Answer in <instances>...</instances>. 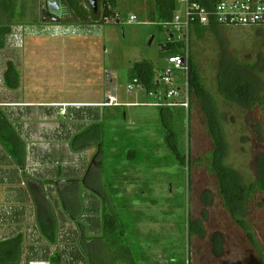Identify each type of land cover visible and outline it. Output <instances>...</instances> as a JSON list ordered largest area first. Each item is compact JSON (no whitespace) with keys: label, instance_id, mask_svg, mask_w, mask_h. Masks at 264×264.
I'll use <instances>...</instances> for the list:
<instances>
[{"label":"rangeland","instance_id":"rangeland-1","mask_svg":"<svg viewBox=\"0 0 264 264\" xmlns=\"http://www.w3.org/2000/svg\"><path fill=\"white\" fill-rule=\"evenodd\" d=\"M45 1L8 0L5 7L0 0V23L11 24L12 31L23 30L22 39L12 41L8 36L0 49V100L34 101L27 112L16 103L3 108L23 127L21 133L31 145L29 171L40 198L32 204L27 228L29 242L40 246L42 258H49L51 264H88L86 252L98 247L95 239L102 235L103 198L85 185V178L91 171L102 170V152L105 181H111L119 196L127 225L126 243L142 264H260L261 252L253 249L230 219L206 167L210 136L195 107L188 114L182 107H173L181 147L191 153L193 161L187 179V169L170 156L158 107L143 104L152 102V97L141 87L127 91L135 62H151L157 74L167 63L164 46L169 28L157 1L115 0V6H110L113 18L103 19L104 4L99 0L95 19L88 0H76L88 10L84 21L68 0H57L64 15L54 23L43 21ZM174 2L177 13L181 0ZM131 16H136L134 22H129ZM44 23L78 26L83 36L67 35L60 29L57 36L52 26L37 31ZM30 29L36 30L35 35H30ZM194 50L199 54L203 81L223 114L227 163L251 183L258 176L264 151V112L228 103L219 92L217 74L220 60L238 62L247 65L241 66L244 75L251 74L254 85L262 88L264 27H225L217 36L195 41ZM9 62L19 72L17 90L5 84ZM115 87L123 104L104 106L107 93ZM55 101L63 103L49 106L48 102ZM97 123L106 126L103 143L90 140L92 133L74 141ZM132 150L137 151L134 159L127 157ZM39 202L55 216V244L47 245L37 227ZM66 204L74 212L81 207L77 218L67 215ZM247 218L264 245V196H254ZM190 221L196 232L191 237ZM56 251L59 260L53 261Z\"/></svg>","mask_w":264,"mask_h":264},{"label":"trees","instance_id":"trees-1","mask_svg":"<svg viewBox=\"0 0 264 264\" xmlns=\"http://www.w3.org/2000/svg\"><path fill=\"white\" fill-rule=\"evenodd\" d=\"M8 0H2L7 4ZM10 1V0H9ZM99 1V0H98ZM161 11V15L167 21H170L176 10L174 0H156ZM69 6L73 9L76 16L87 21L88 10L84 6H80L76 0H68ZM103 19L112 17L115 14L113 7L115 0H102ZM88 6L93 12L95 19L98 16L94 13L95 10ZM110 6H113L110 8ZM225 28L218 24L212 23L209 25L196 24L192 29V44H191V71H190V86H191V106L190 109H195L199 113L201 119L204 120L205 126L210 136V146L205 154L206 167L210 176L215 181L218 195L222 199L223 206L229 213L230 219L234 224L240 227L254 250L261 252L260 264H264V245L259 241L256 229L251 227L247 214L251 212V201L254 196H264V151L260 155V168L255 181L247 183L243 174L236 168L228 165L227 153L224 144L226 137L224 135L223 114L219 110L217 100L211 91L206 87L202 73L198 65L199 54L194 50L195 41H201L207 38L208 35L217 36L221 30ZM12 31L11 24L0 23V49L6 45L7 37ZM181 43H166L164 51L166 55L178 53ZM8 68L5 71V84L11 89H16L20 86V76L13 62L8 63ZM241 63H230L226 59L219 61L218 65V89L223 98L230 104L235 103L247 110H258L260 108L264 112V86L254 85L251 74L244 75ZM247 66V65H246ZM244 66V67H246ZM250 69L255 71L254 66L250 65ZM257 70V69H256ZM132 78H137L147 93L155 90L157 73L154 70L153 64L149 61H137L133 65ZM262 91H261V89ZM259 89V90H258ZM192 107V108H191ZM159 118L161 120L162 132L165 136V142L172 156V160L188 171L193 168V161L190 160V152L181 147V139L175 128V118L173 108L159 107ZM191 112V111H190ZM0 141L13 153L18 142V136L12 129L10 124L4 121L3 112L0 110ZM5 123V126L3 125ZM89 133L94 134V137H88L90 140H98L102 143L106 139L105 124L97 123L88 129L81 132L74 138L77 142L83 137H87ZM163 136V137H164ZM73 141V143H74ZM102 147V146H101ZM102 170L91 171L85 178V185L92 190H95L103 198L102 209V235L96 238L97 248L93 252H86L88 264H134L136 254L133 247H129L126 243V222L124 221L123 211L120 209L119 199L111 181H105L104 175V155L101 152ZM132 159L137 157V151L132 150L127 154V157ZM136 160V159H135ZM201 160V159H200ZM185 174V172H184ZM102 191V192H101ZM104 191V192H103ZM108 191V192H107ZM107 192L108 195H105ZM104 194V195H103ZM103 195V196H102ZM65 198V197H64ZM81 205V201H79ZM72 207V206H70ZM66 204L65 212H71L76 217L81 211L77 212ZM39 230L43 238L49 243H56L57 240V223L51 209H44L40 213ZM73 217V218H74ZM190 237L195 235L194 221L188 224ZM24 237L19 235L5 241H0V264H19L22 258V243ZM111 253V254H110ZM112 255V256H111ZM54 259L59 260V252H55Z\"/></svg>","mask_w":264,"mask_h":264},{"label":"built area","instance_id":"built-area-1","mask_svg":"<svg viewBox=\"0 0 264 264\" xmlns=\"http://www.w3.org/2000/svg\"><path fill=\"white\" fill-rule=\"evenodd\" d=\"M136 16H131L129 22H134ZM54 23V22H53ZM42 24V28L56 29L55 35L59 36V29L67 35L79 36L81 30L78 26L56 23L53 25ZM218 24L227 28H257L264 27V0H181V9L175 13L170 21L165 22L168 29V43H181L179 52L168 55L166 65L157 74L156 89L149 95L152 102L143 103L154 107H182L188 114L191 106V44L192 29L196 24ZM35 35V29H30ZM55 31V30H54ZM53 33V32H52ZM23 30H13L8 36L9 40L22 39ZM140 86L137 78L127 86L131 92ZM115 90L107 93L104 106L121 105ZM41 264V263H37Z\"/></svg>","mask_w":264,"mask_h":264},{"label":"crops","instance_id":"crops-1","mask_svg":"<svg viewBox=\"0 0 264 264\" xmlns=\"http://www.w3.org/2000/svg\"><path fill=\"white\" fill-rule=\"evenodd\" d=\"M20 87L21 84L16 89H11V88L9 89L17 90ZM139 87H141L144 90L141 84ZM55 102H48L50 103L49 106L59 103L60 105H62L63 103V102H58V103ZM12 103H16V105H18L17 107H21L20 109H22L24 112H27L28 110H32L31 107L33 106L32 104L34 103V101L33 102L17 101V102L7 103V102H2L0 100V110L3 112L4 115V118L2 119H4L6 123L10 124V126L18 136V142H16V147L14 149L15 151L13 153L5 146V144L0 142V241H5L11 238H15L19 235H22L24 237V241L22 243V258L20 263L51 264L49 258L47 259L42 258V253L39 252L41 249L40 246L35 248L34 244L29 242L30 229L27 228L28 221H30V219L32 218V204L33 202L35 203L38 202V198H40L39 197L40 192L34 189L35 187L31 182V180L33 179V176L29 171L30 168L29 164L31 163V159H32L31 145L29 142L26 141V138L21 133V129H23V127L17 126L18 123L13 122L11 116L8 114L9 110L3 108L5 106L8 107L12 105ZM37 103L39 102L37 101ZM124 104L126 105V103ZM43 105L44 104H42V107ZM53 110H56V108H53ZM0 124H1V117H0ZM3 125L5 126V123H3ZM37 206L38 205H36V208ZM42 207L45 210L49 209L47 208V206L45 207L43 203L40 204L39 202V206L36 211L37 214L36 221L38 224L37 226L38 229H39V220L41 218L40 213L42 211ZM66 213L72 219H75L79 216L78 215L74 217L71 214V212H66ZM46 242L48 241L46 240ZM48 244L49 242L47 243V245ZM134 264H142V263L141 260H139L137 257ZM143 264H148V263L145 262Z\"/></svg>","mask_w":264,"mask_h":264},{"label":"flooded vegetation","instance_id":"flooded-vegetation-1","mask_svg":"<svg viewBox=\"0 0 264 264\" xmlns=\"http://www.w3.org/2000/svg\"><path fill=\"white\" fill-rule=\"evenodd\" d=\"M46 3L42 7V17L50 18V17H60L63 18V6L57 0H47Z\"/></svg>","mask_w":264,"mask_h":264},{"label":"water","instance_id":"water-1","mask_svg":"<svg viewBox=\"0 0 264 264\" xmlns=\"http://www.w3.org/2000/svg\"><path fill=\"white\" fill-rule=\"evenodd\" d=\"M90 6L97 11L98 10V0H88ZM43 21L44 22H60L61 18L60 17H50V18H46L43 16Z\"/></svg>","mask_w":264,"mask_h":264}]
</instances>
